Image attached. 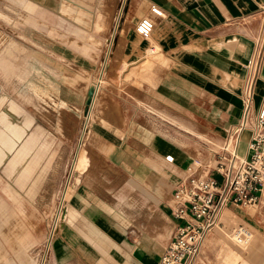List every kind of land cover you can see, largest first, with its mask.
I'll list each match as a JSON object with an SVG mask.
<instances>
[{
  "label": "crops",
  "instance_id": "1",
  "mask_svg": "<svg viewBox=\"0 0 264 264\" xmlns=\"http://www.w3.org/2000/svg\"><path fill=\"white\" fill-rule=\"evenodd\" d=\"M124 4L122 9L119 7L118 19L114 22L117 34L111 57L116 54L123 62L141 59L153 48L155 54L149 61L150 70L146 71L152 74L159 70L160 78L155 80L145 75L143 78L147 82H143L140 80V70L128 71L127 79L143 88L138 90L139 95L124 88L121 98L124 102L123 115L129 117L127 123L125 121V131L121 132L119 138L115 133L120 131L119 127L111 125L99 115L98 119L92 117L90 131L93 139L98 141L102 149L105 148L113 164L127 171L135 186L145 194L130 198L132 210H142L147 200L152 199L159 203L162 216L150 221L152 227L140 230L142 212L127 208L123 203L124 194H114L103 199L87 185L74 184V180L78 181L75 163L73 186L65 198L66 215L60 222L61 227L49 250L47 264H161V255L176 226V220L171 215L173 186L184 177L185 168L193 160H200L202 169H207L208 175L218 177L207 166H211L212 152L221 146L227 128L240 118V90L245 64L255 51L256 41L264 40V0H128ZM78 5L90 10L89 19H76L72 22L59 9L37 0H0V25L36 29L21 21L19 15L23 13L33 16L39 8L42 15L38 18L42 22L63 33H67V26L73 27V37L80 44L82 42L78 38L82 28L98 25L107 28L114 25V2L106 4V1L93 0L89 9L81 3ZM152 5L162 11V17L151 14ZM98 15L102 18L97 19ZM146 16H150L154 22L148 39L135 32L136 23ZM99 20H102L101 23H98ZM41 33L35 38L36 46L32 47L31 55L27 57V66L21 68L26 70L25 80L31 89V95L26 97V108L35 104L36 96L32 87L38 84L40 74L47 77L44 70L49 69L50 65L44 57L56 59L63 66L57 70L58 80L54 82L58 84L59 97L64 102L66 100L61 90L65 77H60L65 76V70H62L65 68L64 62L72 61L80 68H86L82 65L85 60L90 68L95 65L92 59L97 57L88 58L73 52L66 46V42L56 37L60 33L49 34L44 30ZM101 38L103 41L104 37ZM12 49L14 45L10 43L0 52V59L11 54ZM30 73L37 76L30 80ZM101 75L99 73L98 77ZM40 80L43 81L42 78ZM96 81L98 88L103 82L113 85L111 80ZM41 86H44L43 83ZM12 100L21 107L17 100ZM253 104L255 110L264 107V43ZM94 107L95 100L91 110ZM25 113L32 118L30 132L36 118L28 110ZM136 119L152 122L157 128L139 123ZM161 121L169 125L162 127L159 124ZM42 133V139L50 138ZM193 137L203 144L193 141ZM131 138L137 140L135 144L126 142ZM248 138L249 132L244 131L239 144L244 146L241 154L245 153ZM138 142L142 143L141 147H138ZM59 148H51L47 155L57 151L58 155L64 157L68 153L67 147ZM81 151L82 168L79 173L86 170L88 163L87 151ZM81 151L77 153L76 160H79ZM46 166L48 169L49 160ZM258 206V215L261 217L264 214V190ZM237 209L223 212L221 219L226 220L227 226L236 217L242 218L241 211ZM168 226L170 232L167 240ZM128 230L136 236H132ZM252 240L253 237L249 246ZM254 243H257L256 239ZM233 264L251 263L243 257L240 260L234 259Z\"/></svg>",
  "mask_w": 264,
  "mask_h": 264
},
{
  "label": "rangeland",
  "instance_id": "2",
  "mask_svg": "<svg viewBox=\"0 0 264 264\" xmlns=\"http://www.w3.org/2000/svg\"><path fill=\"white\" fill-rule=\"evenodd\" d=\"M37 1L59 9V12L72 22L76 19L91 17L90 10L79 7L78 3L89 9L93 0ZM101 1H106V4L114 2L112 20L114 19L113 24L116 23L117 11L122 0ZM41 15L39 8L33 13V16L23 13L19 15L21 21L36 27L38 31L30 27L0 25V52L10 43L14 45L11 54L0 59V264H41V254L35 256L38 251L36 248L42 249L45 244L46 225L57 205L58 194L61 193L70 173L72 175L70 185L65 192V198L70 187L73 186L71 184L76 172L75 163H78L76 157L82 149L87 151L88 163L86 170L82 173L78 172L76 175L78 181L74 180L76 181L75 185L85 184L103 199L114 194H124L123 203L127 208H131L130 198L132 196H145L132 182L131 175L120 166L113 164L111 158L106 154L105 148L102 149L98 141L93 139L90 124L92 117L98 119L99 115L111 125L119 127L120 131H115V133L117 132V136L121 137V132L125 131V121L127 123L129 119L128 115H123L122 105L124 102L121 101V98L125 92L124 88L131 89L135 95L139 93V89L143 88L140 84L129 81L127 72L140 70V80L143 82H147L143 78L145 75H148L147 78L158 80L160 78L159 70L152 74L146 71L150 70L149 61L155 52L151 53V50H148L144 58L123 62V59L117 58L116 54L111 57L117 34L115 24V26L107 28L99 25L94 28H82L80 30L81 38L80 36L78 38L82 42L80 44L73 37L75 35L73 27L67 26V33L59 32L42 22L38 18ZM96 18L101 19L102 17L98 15ZM121 20L120 18L119 21ZM101 21L99 20L98 23ZM41 30L47 31L49 34L60 33L58 35L60 37L57 35L56 37L66 42V46L77 54L88 58L96 55L97 57L92 59L95 65L90 68L85 60L82 65L86 68H80L72 61L64 62L65 68L62 70H65V76L60 77H65L61 95L66 102L59 97L58 84L55 83L58 80L57 70L63 66L55 61L56 59L44 57L50 65L49 69L44 70L49 78L40 74L39 78H42L43 81L38 79L37 83L40 85L34 84L32 87L36 96L35 104L26 108V97L31 95V89L25 80L26 70H21V68L25 67L32 47L36 46L35 38L42 34ZM101 37H104L103 41ZM33 39L34 43H32ZM29 60L31 61V58H28ZM105 70H107L106 73ZM99 73H102L101 77H98ZM36 76L31 73L28 75L30 80ZM97 79L111 80L113 85L103 82L98 88ZM41 83L44 86H41ZM12 99L17 100L22 108L16 105ZM94 100L95 107L91 110L88 128L84 133L83 140L79 143L84 124L83 115L88 112ZM26 109L36 118L30 132L32 118L25 113ZM136 120L157 128V125L155 126L152 122ZM159 124L162 127L169 125L164 121ZM41 131L47 136L49 135L50 138L42 139ZM176 131L178 130L176 129ZM136 141L131 138L126 142L135 144ZM193 141L200 140L193 137ZM200 142L203 144L202 141ZM138 144V147H141L142 143L138 142ZM63 147L68 148V153L64 157L58 155L57 151L54 153L52 151L50 155H47L51 148L54 150ZM210 147L214 148L212 145ZM243 149L244 146L240 145L239 153H242ZM42 150L43 152H41ZM48 160L47 169L46 161ZM44 162L45 164L42 165ZM45 168L47 172H44ZM66 204L67 200L65 206ZM160 208L159 203L152 199L147 200L141 208L142 210H139L140 208L132 210L131 208L134 212H142L139 220L140 230L153 226L150 221L156 219L155 217L162 216ZM237 210L241 211L242 218L236 217L229 226L226 225V220L223 221L220 218L221 228L212 229L207 234L193 264H233L234 259L240 260L243 257L251 264L264 263V246H262L264 243V214L259 217L258 203ZM243 222L247 223L252 231L251 246L248 244L240 247L232 238L233 229ZM130 231L128 230L132 236H136L134 232ZM169 232L170 226H168L167 240ZM255 239L257 240L256 244L254 243ZM224 259L229 261L226 262Z\"/></svg>",
  "mask_w": 264,
  "mask_h": 264
},
{
  "label": "built area",
  "instance_id": "3",
  "mask_svg": "<svg viewBox=\"0 0 264 264\" xmlns=\"http://www.w3.org/2000/svg\"><path fill=\"white\" fill-rule=\"evenodd\" d=\"M125 1H121V9ZM150 10L153 15H161L153 6ZM152 30L151 18H142L135 25V31L144 39L150 36ZM263 43V39L256 41L255 51L245 64L240 90V118L227 128L221 146L212 152L211 166H207L218 177L208 175L207 169H202V162L193 160L185 168V177L173 186L171 215L176 220V226L161 255V264H193L207 234L222 224L220 218L225 210L254 206L259 202L264 190V107L255 110L253 102L254 86L263 60ZM88 110L91 111V107ZM89 116L88 112L83 115L79 143L88 128ZM244 131L249 132V138L245 153L241 154L239 144ZM71 175L58 194L57 205L46 225L45 244L42 249L36 248L35 256L41 254V264L47 263L49 250L57 235ZM232 238L236 245L247 246L252 238L249 225L239 223L232 231Z\"/></svg>",
  "mask_w": 264,
  "mask_h": 264
},
{
  "label": "bare ground",
  "instance_id": "4",
  "mask_svg": "<svg viewBox=\"0 0 264 264\" xmlns=\"http://www.w3.org/2000/svg\"><path fill=\"white\" fill-rule=\"evenodd\" d=\"M155 9H157L158 11H160L161 12V15L160 16H157V15H154V16H157V17H162V15H163V13H162V11L161 10H159L158 9V7L157 6H155V5H152ZM151 6V7H152ZM150 12H151V10H150ZM153 15V14H152ZM143 18H151L150 16H146V17H143ZM142 19V18H141ZM152 19V18H151ZM153 20V19H152ZM153 28H154V22H153ZM136 32V31H135ZM137 33V32H136ZM138 34V33H137ZM139 35V34H138ZM140 36V35H139ZM150 36H151V34H150ZM150 36L148 37V38H150ZM148 38H146V39H148ZM152 50H151V52L153 53L154 52V49L153 48H151ZM88 113H91V111L90 110H88ZM91 115V114H90ZM89 118H90V116H89ZM90 121V120H89ZM80 155V157H79V160H78V163H76V165H77V167H76V169H77V171L78 172H80V170H81V168H82V151H81V153H79ZM185 172V171H184ZM185 175H186V173H185ZM185 175H184V177H185ZM183 178V177H182ZM67 190V189H66ZM226 211H228V210H225L224 212H226ZM65 215H66V206H65V208L63 209V212H62V214H61V221H63L64 220V218H65ZM224 215V213L222 214V216ZM221 216V217H222ZM215 228H217V227H214V229ZM252 239V238H251Z\"/></svg>",
  "mask_w": 264,
  "mask_h": 264
},
{
  "label": "water",
  "instance_id": "5",
  "mask_svg": "<svg viewBox=\"0 0 264 264\" xmlns=\"http://www.w3.org/2000/svg\"><path fill=\"white\" fill-rule=\"evenodd\" d=\"M92 95V94H91Z\"/></svg>",
  "mask_w": 264,
  "mask_h": 264
}]
</instances>
